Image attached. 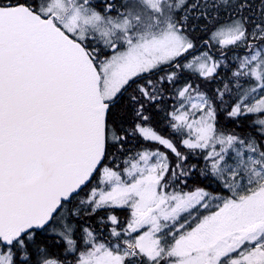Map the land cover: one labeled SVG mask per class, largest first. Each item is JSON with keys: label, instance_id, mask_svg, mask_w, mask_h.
I'll return each instance as SVG.
<instances>
[{"label": "snow or ice", "instance_id": "snow-or-ice-1", "mask_svg": "<svg viewBox=\"0 0 264 264\" xmlns=\"http://www.w3.org/2000/svg\"><path fill=\"white\" fill-rule=\"evenodd\" d=\"M0 264H264V0H0Z\"/></svg>", "mask_w": 264, "mask_h": 264}]
</instances>
